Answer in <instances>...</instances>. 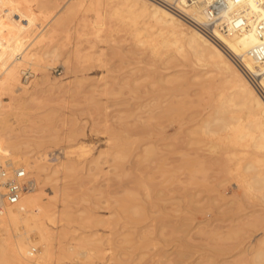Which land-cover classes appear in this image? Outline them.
Masks as SVG:
<instances>
[{"label":"rangeland","instance_id":"obj_1","mask_svg":"<svg viewBox=\"0 0 264 264\" xmlns=\"http://www.w3.org/2000/svg\"><path fill=\"white\" fill-rule=\"evenodd\" d=\"M75 2L0 0V74L8 61L16 58L20 62H15L20 87L31 86L30 91L36 92L22 105L17 101L24 96L19 86L0 88V101L5 107L2 114L8 117L0 127V137L14 135L27 140L30 155L45 153L51 166L65 161L74 167V171H63L58 166L60 171L49 175L59 185L63 177L70 189V203L65 207L55 203L56 211H66L65 219L47 223L57 234L52 242L53 259L61 254L58 241L65 244L71 237L93 234L94 256L84 264H253L252 257L240 249L248 240L261 236L264 205L257 204L258 200L242 189V182L227 168L233 165L229 161L234 158L232 152L243 148L229 145L225 135L231 131L216 136L201 131L203 120L212 116L216 103L230 92L228 85L224 86L217 74H206L209 68L193 62L188 51L184 52L186 60L181 55L171 59L168 55L175 51H168L162 44H157L155 52L148 44L140 45L143 34L138 38L136 32L141 33L145 26L142 18L136 25H131L126 14L106 18V27L112 22L115 25L103 34L111 30L114 36L91 45L88 37L92 39L93 35L88 28L96 11ZM66 7L72 8L64 22L53 27ZM83 21L88 26L79 31L76 26ZM214 37L210 36L219 43ZM30 45L32 52L42 49L52 53L51 57L43 59L33 52L21 58L20 50L28 46L29 51ZM76 46L81 49V59L71 54ZM2 52L9 53L5 54L9 60ZM30 66L35 75L27 81L22 72ZM42 73L46 83L38 82ZM60 82L68 88L57 87ZM137 84L153 86L161 99L175 101L181 109L178 113L171 111L172 116L152 114L156 117L151 119L152 130L145 127L150 131L146 135H142V115L148 114H142V86ZM220 91L225 95L222 92L219 97ZM166 103L163 105L168 107ZM13 108H18L15 115ZM236 109L244 125L249 119L244 116L247 110ZM149 148L154 152L146 154ZM82 149L87 153L83 157ZM117 153L122 158H116ZM50 189L47 185L42 191L47 200L52 199ZM142 208L146 210L143 217ZM251 210L258 213L244 221V214ZM8 233L0 228V239L9 235L12 241L16 239L14 230ZM62 252L66 259L61 262L73 264L75 255L67 257L68 253ZM36 256L34 252L32 258ZM76 258L75 262L79 260Z\"/></svg>","mask_w":264,"mask_h":264},{"label":"bare ground","instance_id":"obj_2","mask_svg":"<svg viewBox=\"0 0 264 264\" xmlns=\"http://www.w3.org/2000/svg\"><path fill=\"white\" fill-rule=\"evenodd\" d=\"M75 1L77 3L81 2L84 8H86V10L96 11L90 23L91 30L90 28H88V31L91 32L90 34L93 35L92 39L88 37V40L91 45L95 44L94 41L104 42L106 39H112L111 36H114L111 35V30L110 32H108L109 34H107V32L105 33L106 35L103 34V32L107 30V28L112 29V24L115 25L112 22L109 27H106V18L112 20V18L115 16L127 15V17L125 18L128 19V21H132L131 25H136V23L139 21H137V19L142 18V21L144 22L145 26L141 28L142 31L138 30L139 32L141 31V33H137V30L133 31L134 33L136 32V36H138V38L141 34H143L142 39L139 38L138 40V43H140V45L144 46L148 44L149 47L154 50L152 51L155 52V49L158 48L157 44H162L163 47H166L168 49V51L172 49L175 51L173 54L168 55V58L171 59H175L174 57H176V55H181L180 58H184L186 60L187 56H185L184 52L188 51L187 53H189L191 58L194 59L193 62L196 61L197 64L199 63V66L202 65L209 68L206 71V74L215 73L217 74L220 82L222 84H226L224 86L228 85L227 88L230 90V92L228 93V95H225V92L223 91V94L221 91V93L217 94L219 97H221V94L225 96H223L214 106L212 116L208 119L203 120V126L201 128V131L206 135L214 134L216 136L217 133L223 131L232 132L233 130H238V133L236 134L235 132H233V134L231 132H229L230 134H224L226 136L225 139H230L229 145L232 144V146H235V148L239 146L240 148H243L239 151L235 150L232 152V156L234 158H229V161H233V163H229L233 165L227 166L228 171L242 182V189L245 192H247L249 195L258 200L259 203L257 204L264 205V96L261 94L258 87L254 85L248 77L250 73H260V71L263 69L262 64L257 63L252 57H250L249 50L255 47L256 45L264 42V39L258 37L256 31L254 30V25L251 24L249 26H246L242 30L228 28L224 29L223 31L215 29L212 32V34L221 42L223 47L239 60L237 62H240V64H237V62H235L230 57V55H228L226 50H224V48L220 46V42L217 43L213 38L206 36L201 30V26L205 23V14L203 11L202 0H200V3H189L186 5L183 1V6H179L178 13L172 11L170 8L164 5L159 4L154 0ZM166 1L170 2V0ZM100 7H105L106 12L105 10L99 11L100 9L103 10V8ZM243 7L244 11H246L248 15L256 16L257 18H264V0H245ZM71 8L72 7H66L64 9L60 17L56 19L55 23L53 24V27H55L56 24L59 25V23L65 20ZM65 14L67 15L65 16ZM77 25L78 26H75L79 27V31L82 28L85 29L86 26H88L85 21L78 23ZM77 31L78 30H76V33ZM76 36L78 35L76 34ZM159 38L160 40H154ZM35 42L36 41L34 40V43ZM21 46L22 44L19 46V49H21ZM30 48L31 49L29 51H27V49H29L28 46L23 48V50H20L19 54L21 58L33 52L34 54H39L40 57L43 59H45V57L47 56L51 57L52 53L50 54L46 51L41 52L42 49L41 51H35V47L33 48L34 50L32 52L31 45ZM79 50L81 49L76 46L75 50L71 52V54L77 59H81L82 57L81 52H79ZM5 54L6 56H9V53L7 54V52H4V58ZM34 54H31L30 59H33ZM54 54L55 52H53V56L57 59V55ZM190 56H188V59ZM5 59L9 60L8 57H6ZM16 61L20 63L16 58H14L12 61L9 60L8 62L10 63L8 64L6 69L3 70V73L0 74V88L4 89L5 87V90H7V88L8 90L9 88L10 90H12L11 88L15 85L19 86V89L23 90L24 96L20 97L17 101L23 105V103L26 102L34 94H36V92L30 91L32 90L30 89L31 86L30 88H28L27 86H25L26 88L20 87V81L17 71L18 68H16L18 64L15 63ZM37 61L40 60L37 59ZM8 62L6 61V63ZM83 63H85V60ZM27 70H30V72L35 75V73L31 69V66L25 68L22 74L24 75ZM143 76L144 75L142 74V79ZM25 79L27 80V78ZM38 79L37 80L39 83H46L47 80L44 73H42V77H39ZM140 79L141 76L137 77L135 80L137 82L138 80L140 81ZM172 83L175 84L176 82L173 81ZM174 84H172L174 87L175 85L178 86L177 84ZM37 85L39 84L37 83ZM37 85L35 83V86ZM137 85L139 87L142 86V114H148V116L142 115V127L140 126L143 132L142 135H146L145 132H147L148 130L145 131V127L153 126L151 119H154L156 117L152 114H157L159 112L164 115L168 114L167 116H169V114L171 115V111H177L178 113L180 105H176L175 101L169 100L171 103H169L168 106L169 101L165 99L164 101L163 99H161L160 94L158 95L156 93V90L153 89V86L144 84H142L141 86L139 84ZM68 86L63 85L61 82L60 85H57V87L63 89H67ZM53 87L51 86L50 88L52 89ZM169 88H171V86H169ZM171 90H174L173 87L171 88ZM176 91L177 89H175V92ZM2 103L3 102L0 101V127L1 125L5 126L3 124H5V122H7L6 120H8L7 114L5 112L4 114H2L3 108H5L3 107ZM164 103H166L168 107H165L163 105ZM179 104L181 103L179 102ZM236 107L240 108L241 110H247V115H243L245 117H249V119L247 120V122L246 120L245 122H243L244 125L241 124L243 119L240 123V120L242 118L240 117L241 114L239 112V116L235 114V111L237 113ZM14 108L16 107L14 106ZM14 108V112H12V114L15 115L18 112V108ZM165 108L166 110H164ZM15 110L17 112H15ZM7 124H9V121ZM3 128H1V130ZM149 128L147 129L152 130L151 127ZM149 132H147V134ZM5 137L6 138L0 137V158L3 159L4 157H7L13 167L24 168L26 172L28 171V173L33 174V178H29L30 183L27 189L22 194L19 203L12 206H6L5 209L0 212V228L6 233H10L11 230H14V237L16 238L12 241V239L9 238H12L13 236L9 235V237L7 236V238L3 240L0 239V264H63L64 261H61L62 259H66V257L62 255V250H64V253H68L67 257L68 255L72 257L75 255V258L73 257L75 260L77 259L76 257H79V260L77 262H75L74 259H72L74 262L71 260L73 264H84V262L87 263V261L92 256H94L93 251L95 250V248H93V246L94 243H96V240L91 239L93 238V234L91 235L92 237L79 235L74 238L71 237V239H69L70 241L66 242L65 244L62 243V240L61 242L56 239V241H58L59 244L61 243L60 245H62V247L60 246L59 248L61 254L59 256L57 255L58 258L53 259L54 257L52 256H54L55 254L52 252V248L54 247L52 246V242L55 240L57 234L52 233V229L47 224H53L56 222L57 219L59 221L65 219L64 217L66 211H56V202L62 203L63 206H66L68 203H70V189L68 183H63L62 179L64 178L62 177V181L60 180L59 182H62L63 185L62 183H60L61 185H59L57 184L58 181L56 180V182H54L55 180L53 181L52 179H50L49 175L57 174L60 171L59 167H62L64 169L63 171H71L72 169L74 171V167L71 165L70 162L65 161L58 163V165L56 164L55 166H51L48 163L47 155L44 152V154L40 155H38L37 153L30 155L31 151L28 149L29 147H31V144L27 140L22 141L21 137V139H18L14 135ZM34 144L36 143L34 142ZM80 147L84 148L82 146ZM147 149L145 150V152L147 151L146 154H151L154 152L151 148H149L150 150ZM68 152H66V154ZM84 153L81 154V157H83L82 155L87 154ZM119 154L120 153H117L116 158H122ZM238 155L244 156H242L243 158H239ZM236 156L238 158H235ZM247 156L249 158H244ZM66 158H68V156ZM48 179L52 180L53 182H49ZM47 185L51 187V191L48 192L50 194L49 196L52 197V199L50 200L48 197V200L43 197L45 195L42 196V194H44L42 191H44L45 186ZM2 190V187H0V199L2 197V194L4 193L2 192ZM145 211L146 210L142 208V217L145 215ZM256 213H258V210H251V212L244 214V221H249L248 219ZM262 214H264V212H262ZM258 223L260 222L258 221ZM34 252H36L37 254L35 259L32 258ZM240 252L250 255L253 259H251L253 264H264V229L259 239L255 238L254 241L248 240L245 245L241 246Z\"/></svg>","mask_w":264,"mask_h":264},{"label":"built area","instance_id":"obj_3","mask_svg":"<svg viewBox=\"0 0 264 264\" xmlns=\"http://www.w3.org/2000/svg\"><path fill=\"white\" fill-rule=\"evenodd\" d=\"M154 1L170 8L176 13L179 12V6H183V1L185 5L189 3H200V0ZM244 2L245 0H202L205 14V23L201 26L203 33L210 37L215 29L222 31L228 28L242 30L244 27L253 24L258 37L264 39V18L248 15L243 9ZM249 55L257 63L263 65V69L260 73H250L248 77L264 96V42L251 48L249 50ZM24 77L27 78V81H31L34 74L30 72V70H27ZM29 183L30 180L24 168L13 167L5 157L1 159L0 187H2L4 193L0 199V212H2L6 206L18 204Z\"/></svg>","mask_w":264,"mask_h":264}]
</instances>
